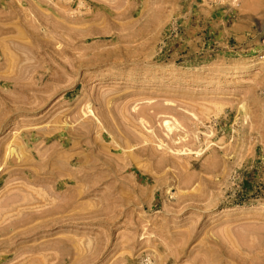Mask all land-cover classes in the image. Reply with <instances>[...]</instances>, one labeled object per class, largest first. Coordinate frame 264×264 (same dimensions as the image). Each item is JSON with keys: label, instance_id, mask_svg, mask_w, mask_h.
I'll return each instance as SVG.
<instances>
[{"label": "rangeland", "instance_id": "obj_1", "mask_svg": "<svg viewBox=\"0 0 264 264\" xmlns=\"http://www.w3.org/2000/svg\"><path fill=\"white\" fill-rule=\"evenodd\" d=\"M0 242L264 264V0H0Z\"/></svg>", "mask_w": 264, "mask_h": 264}, {"label": "bare ground", "instance_id": "obj_2", "mask_svg": "<svg viewBox=\"0 0 264 264\" xmlns=\"http://www.w3.org/2000/svg\"><path fill=\"white\" fill-rule=\"evenodd\" d=\"M167 122H168V120H167ZM176 126H177V125H176ZM167 128H168V127H167ZM169 128H170V126H169ZM171 129H172V128H171ZM20 146H21V144H20ZM6 151H7V150H6ZM13 151H14V148L11 149V148L9 147V152L12 153ZM13 154H14V153H13ZM38 161H39V160H38ZM133 163H134V162H133ZM123 164H124V163H123ZM60 166H61V165H60ZM120 166H121V165H120ZM57 177H58V176H57ZM91 179H92V178H91ZM84 185H85V184H84ZM4 201H5V200H4ZM4 201H3V202H4ZM6 201H7V200H6ZM6 201H5V202H6ZM15 202H16V201H15ZM15 202H12V201H11V202H9V203H10V204L12 203V204H11V206H12L13 203H15ZM24 202H25V201H24ZM24 202H23V204L27 203V202H25V203H24ZM16 203H17V202H16ZM16 203H15V204H16ZM1 204H2V202H1ZM3 204H4V203H3ZM5 204L7 205V203H5ZM19 204H20V203H19ZM57 205H58V204H57ZM8 206H10V205H8ZM11 206H10V207H11ZM51 206H52V205H51ZM1 207H2V206H1ZM12 207H13V206H12ZM14 207H15V206H14ZM3 208H4V206H3ZM11 209H12V208H11ZM13 209H15V208H13ZM16 209H17V207H16ZM15 214H16V213H15ZM2 215H3V214H2ZM26 219H27V218H26ZM18 220H19V219H18ZM35 221H36V220H35ZM10 222H11V221H10ZM7 230H8V229H7ZM7 230H5V231H7ZM10 230H11V229H10ZM13 230H14V229H13ZM8 232H9V231H8ZM8 232H7V233H8ZM10 232H11V231H10ZM1 242H2V241H1ZM1 242H0V243H1ZM239 242H240V240H239Z\"/></svg>", "mask_w": 264, "mask_h": 264}]
</instances>
